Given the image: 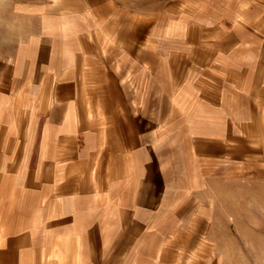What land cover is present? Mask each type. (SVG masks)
<instances>
[{
  "label": "crops",
  "instance_id": "obj_1",
  "mask_svg": "<svg viewBox=\"0 0 264 264\" xmlns=\"http://www.w3.org/2000/svg\"><path fill=\"white\" fill-rule=\"evenodd\" d=\"M0 264H264V0H0Z\"/></svg>",
  "mask_w": 264,
  "mask_h": 264
}]
</instances>
